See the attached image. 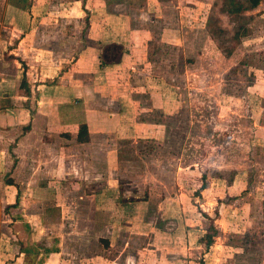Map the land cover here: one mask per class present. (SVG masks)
I'll use <instances>...</instances> for the list:
<instances>
[{
	"label": "rangeland",
	"instance_id": "1",
	"mask_svg": "<svg viewBox=\"0 0 264 264\" xmlns=\"http://www.w3.org/2000/svg\"><path fill=\"white\" fill-rule=\"evenodd\" d=\"M224 1L0 0V54L19 48L20 64L5 59L20 73L44 61L71 84L79 69L90 79L87 57L70 71L79 42L99 51L101 68L118 64L104 92L125 88L149 138L118 140L117 200L151 205L145 218L116 212L106 245L88 200L64 206L62 192L25 205L19 194L22 204L7 207L0 177V264H51L60 247L68 264H264V0L234 14ZM145 79L174 106L136 94Z\"/></svg>",
	"mask_w": 264,
	"mask_h": 264
},
{
	"label": "crops",
	"instance_id": "2",
	"mask_svg": "<svg viewBox=\"0 0 264 264\" xmlns=\"http://www.w3.org/2000/svg\"><path fill=\"white\" fill-rule=\"evenodd\" d=\"M1 1L3 3L5 0ZM29 13L35 14L32 8ZM9 16L14 17V12L11 11ZM36 28H31L29 32ZM14 29L24 33L23 29L11 28L13 36L18 34L13 32ZM3 42L0 40V48L5 50ZM79 43V56L70 71L73 66L82 68L91 62L88 74L92 76L84 80L81 76L84 69L72 71L75 84L68 82V70L63 71L60 65L52 69V65L44 61H25L29 69L20 73L14 64H9L5 59V56L10 57L20 64L21 58L17 57L19 48L8 46V53L1 52L0 177H6L1 186L3 194L11 193L6 205L14 204L19 194L25 195V205H45L48 198H54V195L62 192L64 206L85 205V200H88L93 227L105 226V232L108 231L110 235L104 238L109 242L115 232L112 222L116 212L119 217L126 212L130 218L141 209L134 217L145 218L151 206L143 200L118 201L120 185L116 178V165L120 159L118 140L149 138V133L147 123L142 127L144 120L139 119L143 111L132 104L133 100H129L125 88H117L112 96L104 92L108 74L117 72L118 64L101 68L99 51ZM27 44L30 45L31 41ZM7 45H11L10 42ZM33 48H36L35 43ZM80 57L82 60L87 57L88 61L83 63ZM132 65L129 64V67ZM144 82V90L136 94L147 99L153 97L155 92V108L165 111L167 104L173 107L174 102H177L172 96H167V91L147 89V79ZM82 123L87 126L89 139L78 142L77 134ZM22 129L25 131L22 132ZM18 202L21 203L20 200ZM52 254L54 258L51 264H68L63 247L58 252L50 253L49 261ZM86 256L93 259L98 257L94 253Z\"/></svg>",
	"mask_w": 264,
	"mask_h": 264
},
{
	"label": "trees",
	"instance_id": "3",
	"mask_svg": "<svg viewBox=\"0 0 264 264\" xmlns=\"http://www.w3.org/2000/svg\"><path fill=\"white\" fill-rule=\"evenodd\" d=\"M261 0H243V2H241L240 0H225L224 1V9L228 14H234V13H238L240 12L242 9H253L255 7H257L259 5ZM102 55V54H101ZM100 58L102 59L103 56ZM89 139L88 137V131H87V126L85 123H82L79 125V130H78V134H77V141L78 142H85ZM205 187V183H203L201 185V188ZM18 203V198L17 201L12 204L9 205L7 207H16ZM217 235V229L214 225L213 222H211V224L209 225V227L207 228V231L203 237V241H205V246L209 247L212 242H213V238L214 236ZM105 244H107V242L105 241ZM27 250H25L26 252ZM46 252H51L50 249H45Z\"/></svg>",
	"mask_w": 264,
	"mask_h": 264
}]
</instances>
